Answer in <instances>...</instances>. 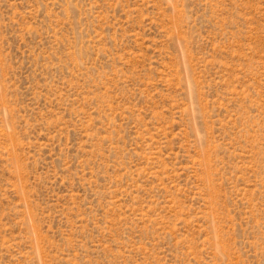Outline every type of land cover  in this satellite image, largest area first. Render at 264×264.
Returning <instances> with one entry per match:
<instances>
[{
    "label": "rangeland",
    "instance_id": "rangeland-1",
    "mask_svg": "<svg viewBox=\"0 0 264 264\" xmlns=\"http://www.w3.org/2000/svg\"><path fill=\"white\" fill-rule=\"evenodd\" d=\"M0 264H264V0H0Z\"/></svg>",
    "mask_w": 264,
    "mask_h": 264
}]
</instances>
